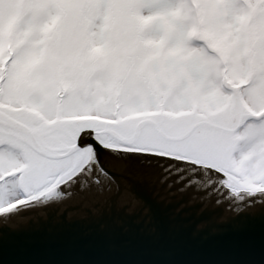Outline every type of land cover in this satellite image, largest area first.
I'll return each mask as SVG.
<instances>
[{
	"label": "water",
	"instance_id": "water-1",
	"mask_svg": "<svg viewBox=\"0 0 264 264\" xmlns=\"http://www.w3.org/2000/svg\"><path fill=\"white\" fill-rule=\"evenodd\" d=\"M242 86L223 74L224 90L258 121L264 110L245 108ZM61 107L59 98L55 117L45 121L0 102V144L19 152L35 180L56 173L57 164L83 148L92 150L51 190L0 210V264H264V187L237 190L220 172L174 156L189 147L201 151L192 141L203 129L227 134L230 144L242 117L227 130L220 116L173 115L160 107L128 125L132 120L117 111L114 120L61 117ZM155 116L191 124L177 132ZM95 136L164 153L106 148Z\"/></svg>",
	"mask_w": 264,
	"mask_h": 264
},
{
	"label": "rangeland",
	"instance_id": "rangeland-1",
	"mask_svg": "<svg viewBox=\"0 0 264 264\" xmlns=\"http://www.w3.org/2000/svg\"><path fill=\"white\" fill-rule=\"evenodd\" d=\"M14 1L15 0H0V14H3L1 13L2 10L11 7V11L9 10V15H11ZM136 1L137 0H120L118 14L122 16L121 23H117L118 20L116 18L115 12L114 16L112 17V19L115 20V24L114 27L110 28L112 19L106 23L107 25L95 26L96 24L100 23L99 21L104 16L101 14L103 11L98 9H101L102 0H64V2L62 0H38V4H35L33 0L32 7L34 10H46L45 20L49 21L50 30L55 31L53 39L54 43L56 42L57 51L60 55L58 62H56V65L60 66L59 74L61 75V73L65 72L64 70L66 68L72 69L71 63L72 59L74 58L73 39L75 37L73 34H75V32L78 33L84 30L83 36L85 34L86 39L91 46H83L88 48V52L90 51L89 53H92L91 51H97L96 48H111V41H107V45H105V42H103L104 35L102 32L98 31V28H100L104 33H106L107 30H112L110 32V36H112L115 30H119L120 33L125 34V32L131 30L132 27L136 28L137 23L144 24L146 17L145 15L141 14V2L139 0L137 2ZM149 1L151 2L152 8L154 10L163 7L165 10L170 9L168 11L174 13L175 15L179 14L185 16L190 13V15L193 16L191 21L193 26H195V24L199 25L201 23H205V28H197V36L199 35V40H203V42H205L203 43L204 45H201L200 42H196L193 39V34H191V32H194V30H191V27L188 26V20L182 17L183 20L178 22L175 19V16H167V21H169L168 23L171 24L172 21L175 22L174 25H171L176 30V33L183 32L185 34L183 41L177 43L175 42V44L180 48H185V46L188 45L190 46L188 49L191 53L193 51V47L198 49H206L207 47H211L213 45L215 48H218V42H224V44H226L228 47H236V51L230 54L233 60L230 61V59H228L225 64H227L229 70H231L233 63L236 64L237 73L234 76L235 79L229 78L227 71H223L222 69V71H218V74L221 77L216 78L214 75V70L211 72V68H207V79H204L202 75L197 73L203 72L205 70L204 65L201 64L197 58L190 59L189 61L186 59H181L184 51L177 49L176 45L168 43V48L170 47V49H173L167 50L162 55V60L157 61L155 58H152V54L154 53L148 51L142 52L137 57L138 62L136 66H138V68H134V70L132 69L131 72L135 71V74L141 73L144 76L138 79L135 77V74L133 75L131 80L132 88L129 87L127 89V95L131 93L132 96L127 101L126 109L133 113L140 112L142 109L154 111V101L156 100L166 103L160 104L164 108V110L162 108L163 112L166 111L167 113L178 115L175 114V112L179 113L178 110H181L180 107L195 100L193 102V107L190 106L191 110H188L187 112H195V115H200L201 117L208 119H213L217 116H220V119H224L222 126L226 127L224 129L228 130L236 123V121L229 122V120L237 117V114H234L237 104L233 93L225 91L222 87V76L224 73H226L228 80L234 85L238 80L243 82L246 80L251 81V84L249 83V85L247 83H241L243 86L239 91L246 99V105L248 103L255 110L261 109L258 112L264 110V33L258 34L257 31L262 29L264 24V0H180L182 5L175 8L174 5L169 3L165 6H162L164 3H160L159 7L158 5L155 7V5L158 3L157 0ZM11 2H13V4H11ZM20 2V0H16L17 4ZM110 2L111 0L108 1V4H110ZM235 2L237 4H235ZM229 8H231V10L228 12L227 9ZM18 9L19 6L16 5V8L14 7V15L12 14L9 20L14 17L19 18L22 16L20 17L19 21L22 27L20 34L22 33L21 36H23V34L29 30V26L28 24L26 25V23L31 15L29 14V11H26L25 7L21 6V4L20 10ZM93 9L96 10L97 14L94 19H91ZM257 9L261 10V21H258L255 25H253V30L249 27L245 29L244 34L246 33L247 29H249V32L245 38V42L242 39V29H237L235 27L234 30L232 29L233 25L236 24V21L239 20L236 15L239 16L240 13L243 15L246 13H254ZM57 14L59 23L53 27V21ZM206 17L208 19H206ZM210 18L218 19V25L220 29L219 34H217L216 37L207 31V29L211 27ZM94 27H96L97 30H93ZM8 30L9 28L5 25L0 31V36H2L5 41V57L0 58V78L1 76H4L1 85V96H4L3 101L5 102H0L4 105L12 106L18 102L17 100L25 103L26 101L30 102L31 100V103L33 104L32 107L37 109L40 104L39 97L41 94L36 83V79L38 80V78L34 79V76L40 75L42 78V83H45L42 77L45 73L44 69L42 70V68H44L43 60L40 59V54L42 55L43 49L42 47L37 49L39 39L37 35L34 37V33L32 35V39L35 40L32 41L31 39L29 41L28 47L24 49L23 53H16V50L14 49L15 43H13L11 40L12 37ZM86 30L87 32H85ZM92 40H96L98 44H92ZM122 45H126V43H122ZM223 47L225 46L223 45L222 48ZM32 49H36L37 51H33ZM38 50H40V54ZM245 54L247 55L248 61H246ZM78 57L79 55L76 56V60H78ZM222 58L223 57H220L219 59L223 60ZM30 60L32 67L33 64L35 66V72H33V74L30 72L32 67L29 70ZM99 60V67L93 66L92 68L95 70V74L92 77L84 79L85 76H82V84L81 80H78V87H80V91L75 97L81 100L79 101L76 98L73 103L71 102L68 108L69 112L89 111L94 109V106L91 107L90 103H87L86 105L81 103L82 100L86 101V97H90L91 99L94 98V100H97L98 97L97 101H102L104 105H108L110 102L111 96L109 95V92L107 93V90L109 89L110 84L114 83L113 85H115L117 82L122 80L121 76L119 78L117 77L118 74H121L122 66H118L116 68L113 62L109 61L106 63V61H103L101 58H99ZM218 64L221 66L224 63L218 60ZM83 66L89 67V64L85 61ZM35 69L38 72H36ZM128 72L129 67L126 65L123 66V74L125 75ZM99 75L101 77H98ZM175 77H177V79ZM8 79L11 80L9 90H7L4 85V81ZM57 79L59 80L57 93L58 95H61L59 98H62L65 94L69 93V90L73 85L77 86V81L63 80L58 76ZM26 81L29 84L26 83ZM177 81H179L178 85ZM226 84L228 85V83ZM117 87L119 88V86ZM93 89H96L97 92H94ZM224 95H228L230 101L227 102ZM196 96L197 98H195ZM202 104H204V106H209V109H212L213 111L207 114L198 112L196 109L200 106L202 107ZM115 105V110H117V101L115 102ZM214 107H217V110H214ZM168 108L173 112L167 111L169 110ZM62 109L63 107H61V115L62 113L64 114ZM159 110L155 112L150 111V113L158 114L160 112ZM258 112L256 114H258ZM138 115L136 114L129 117L128 119L135 120V116ZM263 119L264 117L259 120L261 121V124H258L256 127V125L253 126L249 123V120L253 121V119H251L249 116L243 117L241 124L242 127L233 134V141H231L230 144L225 143L224 136H227V134L218 131H212L210 129H203L204 131L199 133V138L192 141V147L201 149V151H193L192 153H194L193 155H206L205 153L218 154L216 150H220V158H224V156L229 158V160H227L226 168L228 173L236 177L239 175L240 177L244 176L248 179L264 182ZM161 121L162 127H172L171 130H174L175 128L176 130L174 131L177 132L182 130V128L180 129V124L184 127V129L186 128L185 123H175V121H169L165 117ZM243 126H245V128H243ZM237 135L241 137L239 144L236 142ZM150 141V143L159 142V140H156L155 138L154 140ZM226 141L228 140L226 139ZM104 142L113 146L117 145L108 138L104 140ZM204 144H210L211 146H205ZM151 151L155 150L153 149ZM231 154H234L235 159L232 158L233 156H230ZM235 162L239 163L238 165L241 168V172L236 169L237 167ZM22 170H24V172H22ZM29 173L30 171H28V168L24 165V168L19 171L18 175V179L22 182V187L25 190L26 197L24 199L28 198L32 192H37L40 188H42L40 185L45 182L48 177L46 176V179L35 180L31 173Z\"/></svg>",
	"mask_w": 264,
	"mask_h": 264
},
{
	"label": "trees",
	"instance_id": "trees-1",
	"mask_svg": "<svg viewBox=\"0 0 264 264\" xmlns=\"http://www.w3.org/2000/svg\"><path fill=\"white\" fill-rule=\"evenodd\" d=\"M20 1L21 2L18 4L16 3V0L14 1V4L13 2H11V4H13L12 14L14 15L13 12H14V7L16 8V5L19 6L18 10H20V4L21 6L25 7L26 11L27 12L29 11V14L31 15V17L26 23V25L28 24L29 26V30L26 31L23 34V36H21L22 33L20 34V30L22 27H21L19 19L22 16H20L19 18L14 17L9 20L10 16H12V14L9 15L10 14L9 12L11 11L10 10L11 7H10V8H7L1 11V13L3 14H0V31L1 29L4 28L5 25L6 27L9 28L8 31L10 32V35L12 37L11 40L13 41V43H15L14 49L16 50V53H19V52L23 53L24 49L28 47L29 41L32 39V35L34 33H35L34 37H36L37 35L39 39L37 49H39L40 47H42L43 49L42 55L40 54V50L38 51L40 54V59L43 60L44 68H42V70L44 69L45 73L43 74L42 77L45 83L44 84L42 83V80H41L42 78L40 75L34 76V79L38 78V80L36 79V83L39 87V92L41 94V96L39 97L40 104L37 107V109L32 107L33 104L31 103V100L30 102L26 101V103L17 100L18 102H16V104L12 105L11 107L13 106H14L13 108L26 107L33 111H37L42 116V118L47 121H50L55 117L58 99L61 96V95H58L57 93L58 83H59L57 76L61 77L63 80L65 79V80L77 81V86L73 85L70 88L69 93L65 94L62 97V99L64 98L63 106H62L63 107L62 111L64 112V114L62 113L61 117L94 116V117H98L102 119L113 120L116 101L118 103L117 105L118 106V116L121 119L128 118L136 114L148 113L150 111L155 112L159 110V105L165 102L163 101L160 102V101L155 100L154 101V104H155L154 111L142 109L140 112H136V113L130 112L128 109H126V105H127L128 99L132 96V94L129 93L127 95V89L129 87L132 88L131 80L133 78V75L135 74L134 73L135 71L131 72V70L132 69L134 70V68H138V66H136L138 62L137 57L142 52L148 51V52L154 53L152 54L153 57L152 56L150 57L155 58L157 61H159V60H162L161 57L167 50L173 49V48L170 49V47L168 48L167 46L168 43H172L176 45L175 42L177 43V42L183 41L185 34L183 32L176 33V30L172 26L175 24V22L172 21L171 23L172 25L168 23L169 21H167V18H168L167 16L169 17L175 16V19L178 22L183 20V18L188 20V26L191 27V30H194V32H191V34H193V39L196 42H200L201 45H204L203 43H205L203 42V40L202 41L199 40V35L197 36V28L198 27L205 28V23H201L199 25L195 24V26H193V23L191 22L193 19V16L190 15V13L185 16H182L179 14L175 15L174 13L168 11L170 9L165 10L163 7H161L160 9L154 10L149 0H139L142 5L141 14L145 15L146 17L144 24L137 23L136 28L132 27L131 30L125 32V34L120 33L119 30L117 31L115 30L112 36H110V32L112 30H107L106 33H104L100 28H98L99 29L98 31L102 32L104 35L103 42H105V45H107V41L108 42L111 41L110 42L111 48H105V47L96 48L97 51L95 50V51H91L92 53H89L90 51L88 52V48L83 46V45L91 46L90 43H88L85 34L83 36L84 30L78 33L75 32V34L73 35H75L76 38L74 37L73 39L72 37L73 42H74V46H73L74 58L72 59V63H71L72 69L66 68L64 70L65 72L61 73L60 75L59 74L60 66L56 65V62H58L60 55L58 54V51H57L56 42L54 43V39H53L55 31L50 30L49 28L50 23L49 21L45 20L46 10L35 11L34 8L32 7L33 0H20ZM62 1L64 2V0ZM108 1L109 0H102L101 9L100 8L98 9L103 11V13L101 14H103L104 16L99 21L100 23L96 24L95 26L107 25L106 23L112 19L115 12H116V18L118 20L117 23H121L122 16L118 14L120 0H111L112 6H111V2L110 4H108ZM34 2L35 4L39 3L38 0H34ZM157 2L158 3L155 5V7L157 5L159 7L160 3H164L162 6H165L168 3L172 4L174 5V8L182 5L180 0H157ZM235 4L237 3L235 2ZM227 10L229 12L231 8ZM21 12H24V11H21ZM260 13H261V10L257 9L254 13H246L244 15L240 13L241 16L236 15L239 18V20L236 21V24L233 25V27L231 26L232 29L234 30V27L237 29L241 28L243 32L242 39L245 41L246 35L249 32V29H247L246 33L244 34L245 29L248 27L252 30L254 29L253 25H255L258 21H261ZM96 14H97L96 10L93 9L91 19H94L96 17ZM206 19L208 18L206 17ZM210 19H211V24H210L211 27L210 28L208 27L209 29H207V31L210 34H212L214 37H216V35L219 34V29H220L218 25V19H214V18L213 19L210 18ZM58 23H59V18L57 14L53 21V27L58 25ZM110 24H111L110 28L114 27L115 20L112 19ZM94 29L97 30L96 27H94L93 30ZM257 31H258V34L264 33V24H263V28ZM85 32H87V30ZM34 40L35 39H32V41ZM93 43H97L96 40L94 41L92 40V44ZM122 43H126V45H122ZM223 45L225 47L222 48ZM4 46H5L4 38L0 36V58L5 57ZM176 48L184 51L183 52L184 54H182L181 59H186L189 61L190 59L197 58L199 62L204 65L205 70L203 72L196 71L199 75H202L204 79H207V74H208L206 72L207 68L209 69L211 68V72H213L214 70V75L216 76V78L221 77L218 74V71L220 72L222 71V69L223 71L224 70L227 71V75L229 78H234V76L237 73L236 64L234 63L232 64L231 70H229V68L227 67V64H225V62H227L228 59H230V61L233 60L230 54L236 51V47H228L226 44H224V42H218V48H215L213 45L211 47H207L206 49L204 48L198 49V48L193 47L192 48L193 51L191 53H190V50L188 49L190 48V46L188 45H186L185 48H180L179 46L176 45ZM32 50L37 51L36 49H32ZM77 55H79L78 60H76ZM220 57H223L222 58L223 60H220L219 59ZM99 58H101L103 61L105 60L106 63H108L109 61L113 62L116 68L118 66H122L121 74H118L117 76L118 78L121 76L122 80L117 82L115 85H113L114 83L110 84L109 89L107 90V93L109 92V95L111 96L110 102L108 103V105H104L102 101H97L98 97H97V100H94V98L91 99L89 97L90 98L89 99L86 97V101L82 100L81 103L83 105L90 103L91 107L94 106V109L89 110V111L69 112L68 111L69 104L71 102L73 103V101L77 98L75 97L76 94L80 91V87H78V80H81V84H82V76H85L84 79H87L88 77L90 78L95 74V70H93L92 68L93 66L99 67V64H98L100 62ZM245 58H246V61H248L246 54H245ZM218 60L223 62L224 64L220 66L218 64ZM85 61L89 64V67L83 66ZM125 65L129 67V72L124 75L123 66ZM31 67H32V63L30 60L29 70ZM34 68L35 66L33 64V67H32L33 70L31 69L30 71L31 74L35 72ZM36 72L38 71L36 70ZM106 75H107V72H106ZM143 76L144 75L141 73L135 74V77L138 79L142 78ZM98 77H101V76L99 75ZM175 78L177 79V77ZM26 83L28 82L26 81ZM178 83L179 81H177V85ZM241 83H247L249 85V83L251 84V81L246 80L245 82H243V81L238 80L235 84H241ZM10 84H11L10 79L4 81V85L7 90H9ZM117 86H119V88ZM93 91L97 92L96 89H93ZM224 96L227 102L230 101V98L228 95H224ZM3 98L4 96L2 95L0 98V101L5 102L3 101ZM195 98H197V96ZM194 101L188 102L184 106L180 107L181 110H178L179 113L187 112L188 110L190 111L191 110L190 106L193 107ZM202 105H203L202 107L200 106L199 108L196 109L198 112L207 114L213 111L212 109H209L210 108L209 106H204V104ZM247 106L250 108V110L253 113H257L259 110H261V109H257V110L253 109L248 103H247ZM214 108H215L214 110H217V107H214ZM170 110L171 109L167 111L173 112ZM175 114H178V113L175 112ZM262 121L264 122V119ZM249 123L253 126L256 125V127L258 125V123L255 124L251 120H249ZM259 123H261V121ZM243 128H245V126H243ZM240 140H241V137L237 135L236 142H238V144L240 143ZM238 164L239 163H236V167H237L236 169L239 172H241L240 170L241 168L239 167ZM24 165L25 164L23 160L21 159L19 152L17 150L9 146H6V145H0V210L26 197L25 190L22 187L23 186L22 182L18 179L19 171L24 168ZM237 176L239 179L246 181L250 184H254L255 186H259V187H264V184H263L264 182H259L254 179H248V178H245L244 176L242 177H240L239 175Z\"/></svg>",
	"mask_w": 264,
	"mask_h": 264
},
{
	"label": "bare ground",
	"instance_id": "bare-ground-1",
	"mask_svg": "<svg viewBox=\"0 0 264 264\" xmlns=\"http://www.w3.org/2000/svg\"><path fill=\"white\" fill-rule=\"evenodd\" d=\"M234 111H235L234 114L235 115L237 114V117L239 116V117L243 118V117L247 116L246 113L239 106H237ZM191 119H194V117L187 119V121H190ZM152 120L160 122V125H161L162 124L161 120H163V118L155 116L152 118ZM222 120L223 119H221L219 121H222ZM138 121H142V120L135 119V120L127 122V124L128 125L136 124V123H138ZM190 124H191V122L185 123V127L190 125ZM94 138L106 148H117V149H121V150H129V151H146V152H151V153H156V152L164 153L163 151H158L155 149L154 150L156 152L151 151L153 149H150V148H146V149L128 148V147H124V146H121L118 144L113 146V145L106 144L103 140H101V138H99L97 136H95ZM226 138H227V136H224L225 142H226ZM149 140H154V138L149 139ZM228 140H230L229 136H228ZM217 141H218V138H217ZM157 143H159V142H155V143H151V144H157ZM91 151L92 150L90 147H85L80 151V154L78 156L71 157L68 160H66L65 165H63V163L57 164V166L60 168L58 169V171L56 173L52 174L51 176H49V178L46 179L44 184L41 185L42 188H40L37 192H35V191L32 192V194L28 198L16 201L11 206L16 205L18 203H21L23 201H26L28 199L34 198L38 195H41V194L51 190L60 181V179L63 176H65L67 173H69L71 170H73L76 167L75 164H76V161L78 159L81 162L85 157H87L90 154ZM181 151L183 152L182 155H178V154H176V155L173 154V155L180 157V158H183L182 160L190 161V162H193V163H196V164H199V165H202L204 167H207V168H210L212 170L220 172L221 174H223L224 176H226L227 178H229L230 180H232L233 182H235L237 184V190L254 191V190H259L258 188H262L259 186H255L254 184H250L246 181H243V180L239 179L238 177L228 173L226 171L227 160H229L228 157L224 156V158H220L219 154H211V153L208 155H193L194 154V153H192L193 149L190 147L181 149ZM39 180H40V178H39ZM11 206H7L6 208L11 207ZM6 208H4V209H6Z\"/></svg>",
	"mask_w": 264,
	"mask_h": 264
},
{
	"label": "flooded vegetation",
	"instance_id": "flooded-vegetation-1",
	"mask_svg": "<svg viewBox=\"0 0 264 264\" xmlns=\"http://www.w3.org/2000/svg\"><path fill=\"white\" fill-rule=\"evenodd\" d=\"M241 96H242V94H241ZM242 99H244L243 96H242ZM244 100H245V99H244ZM246 109H247V108H246ZM247 110H248V109H247ZM164 112H166V111H164ZM166 113H167V112H166ZM146 114H154V113H150V112H148V113H142L141 115H146ZM155 114H156V113H155ZM137 115H138V114H137ZM132 116H133V115H132ZM138 116H139V115H138ZM130 117H131V116H130ZM135 117H137V116H135ZM222 119H223V118H222ZM234 121H235L234 119H232V120L230 119V120H229V122H234ZM259 122H260V121H257V122H254V123H255V124H256V123L261 124V123H259ZM241 127H242V126H241ZM241 127H240V128H241ZM230 156L232 157V156H234V154H231Z\"/></svg>",
	"mask_w": 264,
	"mask_h": 264
}]
</instances>
